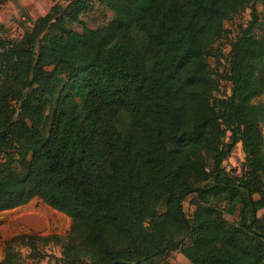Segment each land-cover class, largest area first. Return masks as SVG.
Here are the masks:
<instances>
[{"label":"trees","instance_id":"1","mask_svg":"<svg viewBox=\"0 0 264 264\" xmlns=\"http://www.w3.org/2000/svg\"><path fill=\"white\" fill-rule=\"evenodd\" d=\"M258 1L71 0L0 39V211L39 198L71 220L65 236L5 240L0 264H26L17 246L48 241L62 244L56 264H155L173 250L192 264H264ZM95 2L114 16L90 28L80 15ZM245 9L250 23L229 38L225 22ZM223 39L228 64L214 72ZM220 80L230 93L216 98ZM239 142L236 176L223 163Z\"/></svg>","mask_w":264,"mask_h":264},{"label":"rangeland","instance_id":"2","mask_svg":"<svg viewBox=\"0 0 264 264\" xmlns=\"http://www.w3.org/2000/svg\"><path fill=\"white\" fill-rule=\"evenodd\" d=\"M71 0H7L0 2V39L2 40H19L26 31H29L34 21L49 11L52 5L58 3L61 6H66ZM256 8L259 11V22L255 28L257 35L264 36V5L258 1ZM114 16V13L107 7L98 3H93L91 9L87 12L81 13L80 18L84 24L90 28H97L109 23ZM251 14L250 9H245L242 13L230 18L225 22V35L230 38L236 36L240 29L250 23ZM68 27L81 32L82 24L79 22L68 21ZM228 41V40H227ZM229 42V41H228ZM226 44V40H221L215 46L217 49L215 53L217 56H211L208 59L211 70H223L227 63L226 56L220 54V47ZM225 54H227L228 46L225 45ZM53 74L63 77L64 71L58 65H51L48 67ZM230 93V83L226 80L218 81V86L214 91L216 98L227 96ZM257 102L264 103V95H261ZM262 132L264 134V124L262 125ZM228 136V135H227ZM204 164L210 168V156L204 155ZM245 154L242 144L237 143L230 156L224 161L223 165L227 171L233 175H243V162ZM39 198H33L29 203L15 208L0 211V260L4 257V241L19 234H37L49 235L57 234L65 236L71 227V220L61 212L54 209L39 208V203H35ZM190 196L182 202V209L186 216H190L193 212V205L189 203ZM42 202V201H41ZM46 205V204H45ZM224 206V203H220ZM163 209V205H161ZM239 205L229 213L224 207L223 215L229 221L238 219ZM37 218L41 222V227L35 226L32 219ZM188 244V242H187ZM21 252L22 258L26 264H56L55 257L61 255L62 244L55 241L39 242L38 250L31 252L28 247L17 246ZM46 254L47 256L38 259L39 256ZM39 255V256H38ZM155 264H192L179 250L169 251L163 258H157Z\"/></svg>","mask_w":264,"mask_h":264},{"label":"bare ground","instance_id":"3","mask_svg":"<svg viewBox=\"0 0 264 264\" xmlns=\"http://www.w3.org/2000/svg\"><path fill=\"white\" fill-rule=\"evenodd\" d=\"M35 203H39L38 205H40L39 208H41V209H44V210H45L46 208L51 209L49 206L45 205L43 202H41V201H39V200H37ZM32 221H33V223L35 224V226H37L38 228L41 227V222H40L39 219H37V218H33Z\"/></svg>","mask_w":264,"mask_h":264},{"label":"water","instance_id":"4","mask_svg":"<svg viewBox=\"0 0 264 264\" xmlns=\"http://www.w3.org/2000/svg\"><path fill=\"white\" fill-rule=\"evenodd\" d=\"M191 191L192 190H189L187 193H191ZM178 208H179V211H180L182 218L185 220V216H184L183 211H182L181 203H179ZM186 225L188 226L187 223H186Z\"/></svg>","mask_w":264,"mask_h":264}]
</instances>
